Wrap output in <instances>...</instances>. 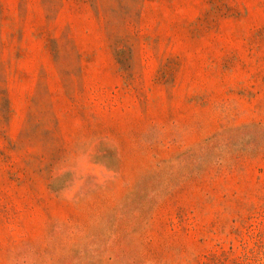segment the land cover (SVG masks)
I'll return each mask as SVG.
<instances>
[{
	"label": "rangeland",
	"instance_id": "rangeland-1",
	"mask_svg": "<svg viewBox=\"0 0 264 264\" xmlns=\"http://www.w3.org/2000/svg\"><path fill=\"white\" fill-rule=\"evenodd\" d=\"M0 264H264V0H0Z\"/></svg>",
	"mask_w": 264,
	"mask_h": 264
}]
</instances>
